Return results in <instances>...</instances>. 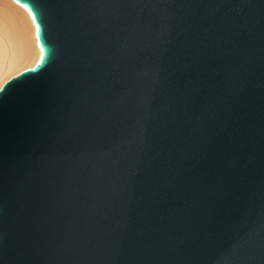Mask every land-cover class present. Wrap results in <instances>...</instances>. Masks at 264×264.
Listing matches in <instances>:
<instances>
[{
	"label": "water",
	"instance_id": "water-1",
	"mask_svg": "<svg viewBox=\"0 0 264 264\" xmlns=\"http://www.w3.org/2000/svg\"><path fill=\"white\" fill-rule=\"evenodd\" d=\"M12 1L0 264H264V0Z\"/></svg>",
	"mask_w": 264,
	"mask_h": 264
},
{
	"label": "bare ground",
	"instance_id": "bare-ground-1",
	"mask_svg": "<svg viewBox=\"0 0 264 264\" xmlns=\"http://www.w3.org/2000/svg\"><path fill=\"white\" fill-rule=\"evenodd\" d=\"M39 56L30 14L12 0H0V87L32 68Z\"/></svg>",
	"mask_w": 264,
	"mask_h": 264
}]
</instances>
